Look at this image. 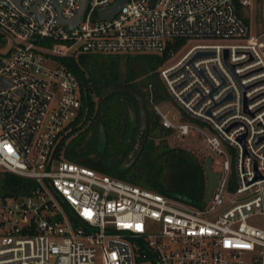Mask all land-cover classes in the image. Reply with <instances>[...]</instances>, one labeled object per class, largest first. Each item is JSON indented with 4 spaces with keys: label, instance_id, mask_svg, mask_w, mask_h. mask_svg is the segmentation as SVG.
Here are the masks:
<instances>
[{
    "label": "built area",
    "instance_id": "1",
    "mask_svg": "<svg viewBox=\"0 0 264 264\" xmlns=\"http://www.w3.org/2000/svg\"><path fill=\"white\" fill-rule=\"evenodd\" d=\"M114 1L86 0L67 28L57 15L70 19L79 0H0V171L34 182L0 195V264H264V0H126L99 18ZM179 38L194 44L159 75L182 111L172 121L153 109L178 137L194 129L219 155L234 147L233 180L224 158L198 207L52 156L81 105L60 58L161 55Z\"/></svg>",
    "mask_w": 264,
    "mask_h": 264
},
{
    "label": "trees",
    "instance_id": "2",
    "mask_svg": "<svg viewBox=\"0 0 264 264\" xmlns=\"http://www.w3.org/2000/svg\"><path fill=\"white\" fill-rule=\"evenodd\" d=\"M174 47L176 43L168 49ZM168 49L161 55L91 53L60 58L78 80L81 105L59 134L52 156L169 197H185L183 201L201 207L207 181L204 162L183 148L168 146L166 138L173 130L162 125L153 109L170 96L157 70L167 60ZM144 77L147 81L139 87L137 79ZM182 119L203 124L187 115ZM99 133L103 145L98 143ZM110 141L118 145V158L108 164L103 158ZM32 184L0 171L2 196L27 193Z\"/></svg>",
    "mask_w": 264,
    "mask_h": 264
},
{
    "label": "rangeland",
    "instance_id": "3",
    "mask_svg": "<svg viewBox=\"0 0 264 264\" xmlns=\"http://www.w3.org/2000/svg\"><path fill=\"white\" fill-rule=\"evenodd\" d=\"M257 22H255L256 25ZM254 32L256 31V28H254ZM168 46L170 44L176 43V47L170 48V52H173V56H168L167 60H165L159 67H158V72L160 71L161 68L163 67H168L177 62V60L194 44L187 39H175V40H167L165 42ZM6 39L3 38L0 35V51H4L6 48ZM64 45V44H62ZM49 46V45H48ZM66 46V45H64ZM48 67L53 68L55 65H60L61 63L59 62L58 59H55L51 62L46 63ZM146 78H140L137 79V84L139 87H143L146 82ZM167 90V89H166ZM105 93V92H104ZM169 94V93H168ZM60 95V90L56 86L53 89V102H56L58 100V97ZM154 106V105H153ZM156 106H159L160 109L167 114V116L172 120L176 121L174 119V115L177 114L179 115L181 113V109L179 106L172 100L170 96H168L165 100L161 101L160 103L156 104ZM99 145H103V138H102V133H99ZM83 135H80L79 140H82ZM68 140V139H67ZM67 140L65 142H67ZM84 140V139H83ZM154 142L158 143L159 138H153ZM167 143L168 146L171 148H183L192 154H194L200 161L204 162L206 157L210 156L212 158L211 162V168L216 171V172H222V160L224 158H227L229 163H230V176L231 179L233 180L235 177V170H236V149L232 146H229L225 144L222 148L225 152L223 155L217 154L215 151L211 150L207 146H205V143L202 141V139L199 137V133L197 130H191L188 135L185 136H177L175 132L172 134L168 135L167 138ZM118 158V145L115 141H110L104 154L103 161L108 162V164L114 163L112 161H115ZM32 181V180H31ZM32 186L34 185V182L32 181ZM19 195H26L24 194H19ZM164 195V194H163ZM256 221L259 224H262L261 219H256ZM147 223L149 221H146ZM261 226V225H260ZM157 229V225L153 224L152 222H149V230L153 232V230ZM167 246L171 249H177L179 248V245L176 243H172L168 240H165ZM97 264H100V262H97Z\"/></svg>",
    "mask_w": 264,
    "mask_h": 264
},
{
    "label": "water",
    "instance_id": "4",
    "mask_svg": "<svg viewBox=\"0 0 264 264\" xmlns=\"http://www.w3.org/2000/svg\"><path fill=\"white\" fill-rule=\"evenodd\" d=\"M126 0H115L114 3L106 8L100 9L97 11L98 17L99 18H105L113 15L120 6L125 2ZM86 7V0H79V6L76 11V13L67 20L61 19L59 15H57V21L59 23H63L66 25L67 28L73 27L82 17V13L84 12V9ZM58 9V8H57ZM31 11L34 12V7L31 8ZM207 53L204 52H197L193 57L192 60L195 59L196 57H199L201 55H206ZM142 119V118H141ZM211 162L212 158L210 156L206 157L204 164H203V169L205 171L207 181H206V190H205V195H204V201H207L210 197V194L215 187L217 180L219 178V173L214 171L211 168ZM179 199L186 200L185 197H180L177 196Z\"/></svg>",
    "mask_w": 264,
    "mask_h": 264
}]
</instances>
